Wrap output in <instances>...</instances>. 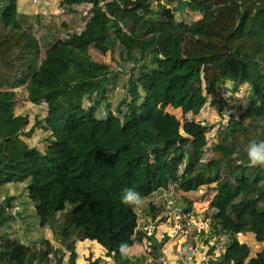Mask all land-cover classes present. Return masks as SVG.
I'll use <instances>...</instances> for the list:
<instances>
[{"label":"trees","instance_id":"obj_1","mask_svg":"<svg viewBox=\"0 0 264 264\" xmlns=\"http://www.w3.org/2000/svg\"><path fill=\"white\" fill-rule=\"evenodd\" d=\"M16 3L0 0V187L26 183L40 226L59 247L44 238L32 254L29 246L8 240L0 248V264H44L49 255L56 264H75L77 240H96L111 257L119 255L122 241H150L134 208L121 202V191L134 188L146 197L171 181L182 191L216 183L209 228L226 241L207 264H264V245L250 256V247L237 239L252 232L264 242V166L250 164L245 155L249 140L264 139L258 123L264 119V0H189L200 13L191 23L163 15V6L157 16L164 20L149 17L150 0H61L67 10L88 4L90 14L80 31L48 35L44 46L18 23ZM115 43L120 58L136 70L128 75L117 113L97 117L117 73L90 50L105 54ZM147 52L152 67L141 62ZM208 65L213 69L205 78ZM175 68L188 70L182 73L180 99V77L164 79ZM226 81L234 91L249 84L250 99L243 113L228 118L212 157L204 161L207 125L193 119L181 123L163 109L175 104L182 114L196 115L207 95L221 91ZM19 86L29 102L46 104L44 117L29 129L42 125L50 131L44 152L20 137L27 117L13 116ZM85 99L91 100L87 106ZM10 199L0 205V220ZM167 239L150 243L153 251Z\"/></svg>","mask_w":264,"mask_h":264},{"label":"rangeland","instance_id":"obj_2","mask_svg":"<svg viewBox=\"0 0 264 264\" xmlns=\"http://www.w3.org/2000/svg\"><path fill=\"white\" fill-rule=\"evenodd\" d=\"M177 1L178 0H173L172 2H166L165 0H150L152 11L149 17L160 18L157 15L158 11L161 10V6L169 7L171 17L175 21L191 23L193 20L200 17V13L193 10L189 6V2L182 11L175 10L174 7H176ZM16 2L18 7L17 12H19L18 15H20L19 21L22 27L32 32L34 36L40 40L42 46H44V40L42 39H45L48 35L53 37H66L72 32L80 31L90 14V6L88 4L76 5L72 7V10H67L65 7L61 6V0H16ZM164 19L165 17L160 18V20ZM104 44L108 47L110 45V40L105 39ZM120 49L121 47L115 43L105 54L90 50L95 60L109 63L111 70L117 73L114 79H112V85L107 88L105 100L101 101L99 104L95 114L97 117H103L108 110H113V112L115 111V113H117V103L122 99L123 92L127 90L128 75L130 71L135 73L136 66L131 61L125 63L126 60L120 58ZM40 55V57L43 56V48ZM133 56L138 58L140 52L134 50ZM141 62L145 64L146 67L154 66L150 61L149 52L143 55ZM118 68H121V70ZM211 69H213L212 65L206 66L205 70H207V72L205 73V78H209ZM187 71L188 70L185 69L175 68L170 73L165 72L164 79H166V77H180V79L177 80L176 99H180L183 96L184 85L182 83V73L185 74ZM164 79L161 80L158 86L162 84ZM232 87L231 82L226 81L221 91L207 95L206 103L196 115H183L180 107H175V104L170 105L171 107L167 106V110L163 109V111L166 110L174 114L181 123L185 119L191 118L197 119L207 125L205 132L207 144L202 154V159L204 161L212 157L213 147L220 137L219 131L224 127L228 118L230 116L237 118L243 113L249 102L251 92L248 85H241L236 91L232 90ZM15 91L17 96L13 109V116L23 115L27 117V121L25 122L27 124L22 128V133L25 134V136H22V139L29 146H35L38 150L44 152L50 140V132L43 129L42 125L36 126L32 130L29 129L36 120H41L44 117L46 114V104L40 103L35 105L29 102L27 100V91L24 86L15 88ZM90 103V99L84 100V105L87 106ZM229 108H232L230 112L231 115L227 114ZM102 111L104 112L102 113ZM120 111L122 115L123 111H125V105L120 106ZM27 131H30L28 135H26ZM210 175L212 177L218 176L213 170L210 171ZM219 177H222V172L219 174ZM25 184V182H22L0 187V205L4 204L5 198H11L9 200V205L5 207L6 214L2 220H0V248H4L6 241L15 240L21 245L29 246L30 252L33 254V249H36L40 245V241L46 237L45 230L47 229L41 227L39 224V218L35 213L34 206L26 194ZM215 184V182H212L208 185H202L195 191H182L178 188L176 182L171 181L166 188L159 189L146 197L142 196L144 201L143 205L134 209L138 217V226L145 232H147L148 227H156V224L163 223L165 215H169L171 218L175 216L174 213H180L178 226L175 228L174 223L176 220L171 219L170 222H166L168 232L162 231V235L173 238L176 245L179 244L181 236H185V241L181 243V251L177 253L179 258L176 264H185V262L191 263L192 261H196V264H205V259H207V257L202 255V253L206 251V247L204 248L205 244L217 248L215 253L212 252L210 255L211 257L217 258L224 249L226 241L225 235L216 234L209 228V217L212 213L210 203L218 196L217 191L214 189ZM17 212L21 213L20 217L16 215ZM199 229L202 231L201 235H198L200 234ZM203 229H205L204 232ZM154 230L153 233L155 232ZM48 231L50 230L48 229ZM50 237L53 239L52 233ZM237 239L250 247V256H253L264 245V242H257L254 239L252 232L238 234ZM48 241H54V243L51 244L54 247H59V243L54 239ZM193 241L197 246H199L201 242L205 243L202 245L199 252L194 255L196 259L193 256L187 257L189 251H196V247L192 246ZM142 244L144 247L151 249L150 241L147 238L142 240ZM176 245H174L175 249ZM203 258L204 260H201ZM46 262L47 264H56L51 255L46 258L45 263ZM156 263L155 260H151L146 264Z\"/></svg>","mask_w":264,"mask_h":264},{"label":"crops","instance_id":"obj_3","mask_svg":"<svg viewBox=\"0 0 264 264\" xmlns=\"http://www.w3.org/2000/svg\"><path fill=\"white\" fill-rule=\"evenodd\" d=\"M16 5H17V3H16ZM16 8H17L16 10L18 11V7L17 6H16ZM18 14H19V12H17L16 19H17L18 23L22 26V24L19 21L20 15H18ZM245 84L249 86V84H247V83H243L241 85H245ZM241 85H239V86H241ZM249 88H250V86H249ZM169 107H171V106H169ZM167 108L168 107L166 106L164 109L167 110ZM166 110L164 112L170 113L169 111H166ZM170 114H172V113H170ZM188 114H191V113L187 112V113H185L183 115H185V116L187 115L188 116ZM172 115H174V114H172ZM191 115H193V114H191ZM185 120H192V119L190 118V119H185ZM193 120L198 121L197 119H193ZM29 133H30V131H27L26 135H28ZM22 136H25V134L22 133L20 135V137L22 138ZM10 184H13V183H9V184H7V186L10 185ZM19 214L21 216L20 212H19ZM45 229H47V228H45ZM148 230L149 229H147V232H148ZM153 230L149 234H151L152 237L155 236V239L157 240V243H158L162 239L161 238L163 236L162 235V231H167L168 232V228H167L166 222L164 223V221H163V223H161V224L160 223L156 224L154 233H153ZM204 230L205 229H203V232H204ZM45 231H46L45 239L53 240L50 237L51 236V232L48 231V229L45 230ZM199 233L200 234H198V235L202 234V231L200 229H199ZM149 234L147 233V235H149ZM239 234H243V233H239ZM144 239H146V238H143L142 240H144ZM150 241H151V239H150ZM182 241H185V236H181V239H179V244H177V245L173 241V238H168L167 241L164 244H162L161 248L159 250H157V251H153L152 248L150 249L148 247H144L143 244H142V241L141 242H135L134 241L132 243V248H133L132 257L131 258L122 259L120 257V255L115 256V257L107 256L106 255V249L102 245H100L96 240H90V239L77 240L75 242V252H76L75 264H88L89 262L91 263V262H93L95 260L97 261L96 264H109L110 261H114L115 264H146L147 262H149L151 260H155L157 262L156 264H160V262H161V264H176L177 260L179 258L177 253H180V251H181V243H182ZM51 243H54V241L51 242ZM204 244L205 243L201 242V244L199 246H197L196 243H194V241H193L192 246L196 247V251L195 252L189 251V254H188L187 257L188 258L192 257V256L194 257V255L199 252V250L201 249L202 245H204ZM174 245H176V249H175ZM133 246H139V247H133ZM205 247H206V249H205L206 251H204V252L202 251L203 252L202 255L207 257V259H205L206 260L205 264H207V261L209 259H215L216 258V257H211L210 255L212 254V252L215 253V250H217V248H215L214 246H208L207 244L204 245V248ZM223 251H224V249H223ZM156 252H157V254H156ZM68 254H69V252L65 251V254L63 256V260L64 261L67 260ZM201 260H204V258L201 259ZM44 264H47V262L44 263ZM185 264H196V261H192L191 263L190 262H185ZM201 264H204V263H201Z\"/></svg>","mask_w":264,"mask_h":264},{"label":"clouds","instance_id":"obj_4","mask_svg":"<svg viewBox=\"0 0 264 264\" xmlns=\"http://www.w3.org/2000/svg\"><path fill=\"white\" fill-rule=\"evenodd\" d=\"M259 125L264 128V119L258 121ZM245 155L248 162L252 165L264 166V139H251L245 148ZM120 200L123 204L132 208H139L143 205V197L134 188L126 187L122 189ZM119 255L122 259L131 258L133 255L132 245L122 241L117 246Z\"/></svg>","mask_w":264,"mask_h":264},{"label":"water","instance_id":"obj_5","mask_svg":"<svg viewBox=\"0 0 264 264\" xmlns=\"http://www.w3.org/2000/svg\"><path fill=\"white\" fill-rule=\"evenodd\" d=\"M188 2H189L188 0H178V1H177V5H176V7H175V10H177V11H182L183 8L188 4ZM169 11H170L169 7H163L161 13H162V14H165V13H167V12H169ZM111 153H112L111 151H106V152H105V154H107V155H108V154H111ZM16 215H17L18 217H20L19 212H17ZM110 232L112 233L111 230H110ZM150 243H151L153 246H156V245H157V240L155 239V237H152V238H151ZM109 264H115V262H114V261H110Z\"/></svg>","mask_w":264,"mask_h":264},{"label":"built area","instance_id":"obj_6","mask_svg":"<svg viewBox=\"0 0 264 264\" xmlns=\"http://www.w3.org/2000/svg\"><path fill=\"white\" fill-rule=\"evenodd\" d=\"M118 69L121 70V68H118ZM231 109H232V108H229V109H228L227 114H230ZM103 112H104V111H102V113H103ZM230 115H231V114H230ZM3 198H4V197H3ZM182 214H183V213H182ZM174 215H175V216H174V217H171V218L169 217V215H165V216H164V222H170L171 219H172V220H176L175 223H174V226H175V228H176V227L178 226V220L180 219V213H177V212H176V213H174ZM154 228H155L154 226H150V228L148 227L149 230H148L147 233L149 234Z\"/></svg>","mask_w":264,"mask_h":264}]
</instances>
